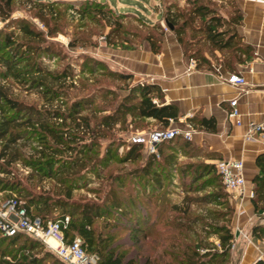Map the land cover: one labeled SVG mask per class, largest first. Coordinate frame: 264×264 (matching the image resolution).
<instances>
[{
	"label": "trees",
	"instance_id": "16d2710c",
	"mask_svg": "<svg viewBox=\"0 0 264 264\" xmlns=\"http://www.w3.org/2000/svg\"><path fill=\"white\" fill-rule=\"evenodd\" d=\"M13 1L0 0V22H6L0 29V78L29 82L30 88L39 89L45 104L52 106L59 95L55 85L68 81L73 83L75 75L68 64L50 71L42 64L40 58L43 54L60 61L66 57L62 46L49 39L64 31L67 20L51 5L41 0H30L31 8L35 10L33 18L46 29L45 32L37 30L24 20H11ZM188 5V8L182 9L175 5L167 6L163 20L166 25L171 26L177 41L184 46L185 56L196 60L197 67L210 68V62L204 56L205 51L212 55L213 50L234 53L242 52L243 48L244 54H249L251 49L241 44L236 31L241 20L238 8H234L224 17L205 0H189ZM93 6L100 18L93 20L92 17L90 20L103 28H109L104 36L107 47L129 51L147 42L152 53L159 52L160 38L163 35L160 26L154 28L159 31L158 34L147 29L145 34L130 32L123 27L126 14H117L100 2H94ZM79 14L80 19L87 20V13L80 11ZM134 17L141 27L146 25L142 17ZM187 32L189 36L186 37ZM74 36L75 38L67 43L68 49L88 45L87 35L75 32ZM130 37L140 41L133 43L129 40ZM83 58L82 71L85 70L90 77H94L98 61ZM113 78L127 85L131 75L115 72ZM126 90L127 94L118 103L113 104L107 114L97 117L95 112L82 114L84 110L91 111L93 98L97 97L95 95L87 103L79 100L72 102L65 114L56 110L41 112L10 98L6 88L0 85V191L10 195L14 193L17 199L23 201L26 212L34 217L54 220L60 215H68L70 222L65 231L66 241L69 242L74 237L80 238L86 252L98 256L97 264H227L233 240L230 227L232 210L228 196L223 185L218 186L221 180L214 165L195 158L203 154L182 136H175L160 143L157 147V157L148 154L143 166L130 172L140 184L132 197H129L127 205L121 201L114 188H110L105 194V203L90 200L68 203L72 197L71 191L68 186L62 185L85 169L87 164L90 165L94 156H100L98 140L105 139L107 131L126 117H130L131 124H141L151 119L159 126V130L167 129L169 120H177L176 107L160 102L161 92L157 86L128 85ZM111 95L113 93L108 91L100 98L102 101L108 97L112 100L115 96ZM154 99L157 101L153 102ZM60 116L63 117L61 125L52 123L60 119ZM92 120L93 125L90 124ZM188 121L196 129L215 131L212 118L193 116ZM79 132L81 136L78 135ZM85 136L89 140L87 144L81 142ZM25 140L35 142L37 147L31 150L28 159H21L19 143ZM78 142H81L79 147L76 146ZM143 148L142 143H131L123 158L115 162L134 163L141 158ZM179 156H184L189 162L178 163ZM99 159L103 168L109 165L113 159L110 146ZM21 161L25 167L31 169L30 176L28 175L25 181H29L33 175L39 183L47 179L55 180L58 182L55 185L60 188L56 194L54 195L53 191L32 194L23 189V181L15 178L11 168ZM255 163L258 173L252 179L251 204L254 214L259 215L264 213V154L259 155ZM101 172L100 168L95 170L94 176L99 179ZM176 174L181 180V200L179 204L171 203L166 206L167 203L162 201V198L170 194V180ZM211 175L215 185L207 184L206 181L201 182L199 186L184 185L187 178L195 181L203 177L209 179ZM108 177L111 178L112 175ZM112 179L119 181L120 185L123 184L117 177ZM206 188L209 189L208 193L198 195ZM191 193L197 196H192ZM10 195L9 198L12 197ZM61 197L63 200H60ZM140 203L148 209H144L145 214L138 209ZM193 204L199 206L201 211L204 209L205 213L191 215ZM207 206L212 208L205 209ZM57 208L60 209L59 213L52 217ZM165 208L167 209L164 213ZM111 210L122 211L121 215L129 225L124 227L114 221L113 224L107 225L108 231H111L109 234L97 232L94 226L96 221ZM149 215H155V218L150 219ZM207 218L212 221L209 225ZM196 224L202 228L203 225L211 228L209 233L216 236L217 246L205 243L201 236H198L194 228ZM119 231L128 234L130 244H114ZM251 236L264 239V227L254 226ZM206 245L210 248L199 252L198 248ZM43 246L40 241L22 233L9 237L0 234V264H65L52 252L45 251ZM132 252L134 254L130 257ZM138 258L143 261L139 262ZM47 259L52 262L48 263ZM253 264H264V261L256 260Z\"/></svg>",
	"mask_w": 264,
	"mask_h": 264
},
{
	"label": "rangeland",
	"instance_id": "374dc122",
	"mask_svg": "<svg viewBox=\"0 0 264 264\" xmlns=\"http://www.w3.org/2000/svg\"><path fill=\"white\" fill-rule=\"evenodd\" d=\"M188 1L189 0H41V2L51 5L56 12L64 15L67 20V24L64 25L63 32H59L56 36L49 39L62 46L66 57L60 61L43 54L40 58V61L42 62V64L47 66L50 71L63 68L66 64H68L74 72V81L73 83L68 81L62 85H59V83L55 85V89L59 90V95L57 96L56 101L53 102L52 106L45 104L43 96L38 92L39 89L35 87L30 88L31 85L29 82L13 81L12 79L2 80L0 78V85L6 88L10 98L26 106H32L35 110L41 112L44 110H56L61 114H65L67 113V110L72 102L79 100L82 101V103H87L91 98H93V95H95L97 97L93 98L94 102L91 106V111L84 110L82 114L87 115L89 113L92 114L95 112L97 117L103 116L104 114L108 113L113 104L118 103L120 99L127 94L126 86L129 85L130 87L132 85L131 81H129L126 85L114 80L113 78V75L115 72H117L118 68L116 67V65L114 66L111 61H109L110 56L106 55L109 50L119 51L120 49H113L106 46L104 36L108 32L109 28H103L94 23L93 20H97V18L100 16L98 11H94L93 9L94 2L106 4L108 8H111L117 14H126V18L123 19V27L130 32L145 34L147 29L154 34H158L159 31H156L154 28L156 26H160L163 34H165L170 31L163 20L165 8L169 5H175L179 9L188 8ZM205 1H207L208 4L212 8H214L219 15L224 17H227L234 8H238L234 0ZM31 7L32 4L30 3V0H14L12 4L13 11L10 17L11 20H24L35 29L45 32L46 29L43 27V25L37 19L33 18L35 10H33ZM80 11L88 14V17H86L87 20L80 19ZM134 15L141 16L147 24L141 27L136 22ZM92 17L94 19L90 20V18ZM5 23L0 22V29L4 27ZM75 32H78L79 35L83 34L88 36L87 46H77L73 50L66 47L68 41L75 38ZM187 36H189L188 32L186 37ZM129 40L133 43H138L140 41L137 38L132 39L131 37L129 38ZM143 44L144 42L142 43V45ZM204 49L206 50V46L204 47ZM83 57H88L98 61L99 64L96 66L97 71L94 77H90L87 71H82V64L84 61ZM91 66L92 64L89 65V68H91ZM108 91L113 93L115 97L112 98L114 99L110 100V98L108 97L107 99L102 101L100 98L101 95L105 94ZM109 101H111V103ZM88 105H90V103ZM62 119L63 117H61L60 119H56V121L52 123H54L55 125H61L60 121ZM66 123L68 124V122ZM90 124L93 125V120L90 122ZM155 130H159V126H157L155 122L143 121L141 124H131L130 117H126L121 123H118L111 130L107 131L105 139L101 138L98 140L100 143L99 154L101 156L108 148V146H110V153L113 155V159L109 162V165L106 168H103L102 163L99 159L100 156L96 155L94 156V159L90 163V165L87 164V167L85 169L81 170L77 175L71 177L68 182L63 184L62 186H68L71 191L72 197L68 203L72 201L83 202L87 200L95 201L98 203H105V194L110 190V188H114L115 192H117L118 196L121 198V201L125 205H127L129 197H132V194L137 191L140 184L138 179H135L130 175V172L134 168L143 166L145 159L148 157L147 149L143 144L144 148L141 152V158L134 163L116 162L120 158H123L125 152L128 150L129 145L132 143V136L136 134L149 133ZM78 135L81 136L80 132L78 133ZM81 142L87 144L89 143V140L85 136V139ZM81 142L76 143V146L79 147ZM35 147H37V144L33 141L29 142L25 140L24 142L19 143L18 150L20 151L21 159H28L30 157L31 150H33ZM94 162L96 163L94 164ZM183 162L189 161L184 156H182L181 159H178V163L181 164ZM11 168L12 172L15 175V178L23 181V189L31 192L32 194L52 191L53 194H56V192L60 189L55 185L58 182L52 179L45 180L48 185L47 190L49 191L42 188V182L39 183L36 176L34 175L29 181H25L26 177L31 172H29L28 174H24L22 172V170L25 168V166L23 165V161L15 163ZM99 168L102 169V172L100 178L98 179L96 178V176H94V171L98 170ZM110 174L112 175L111 178L117 177L123 184L120 185L119 181L115 179L111 180V178L108 177ZM212 177L213 176L211 175L210 177H208L209 179H207V177H203L195 181H192L191 178H187L184 185L199 186L203 181H206L207 184L215 185V180ZM170 182V194L168 195V197L162 198V201L165 200V202L167 203L166 206L171 203L179 204L181 200L182 188L180 176L176 174L170 180ZM219 185L222 187L221 183H218V186ZM208 192L209 189L206 188V190L200 191L198 195H203ZM8 195L10 194L0 191V206L9 198ZM13 195L15 196L14 193H12V195L10 196ZM191 195L197 196L193 193H191ZM60 200H63V198L61 197ZM140 205L138 206V209L142 214H145L144 209H146L147 211L148 209L142 203H140ZM191 208V210H193L191 212V215H201L205 213L204 209H202L201 211L200 207L195 204H193ZM204 208L210 209L212 208V206H207ZM166 209L167 208H165V210L163 211L164 213L166 212ZM59 210L60 209L57 208L51 216L53 217V215H57L59 213ZM121 212L122 211L111 210L108 213H104L103 216L99 220H97L94 225L96 231H101L103 234H109V232L111 231H108L109 229L107 228V225L113 224L114 221L119 222L124 227H127L129 223L125 218L122 217ZM154 218L155 215L150 217V219ZM206 222L209 225L212 221L207 218ZM194 228L196 230L194 231L198 233L199 237L201 236L202 240L205 243H211L217 246V242H215L216 236L209 233L212 231L209 226L203 225L202 228L196 224ZM117 234L118 235H116L114 244H117L119 242H123L126 245L130 244L127 233L119 231V233ZM43 247L45 251L49 252V249L45 245ZM209 248L210 246L208 245L200 246L198 250L199 252H201L204 249ZM132 254H134V252L129 254V256L132 257ZM138 261L142 262L143 259L138 258ZM47 262L51 263L52 260L47 259Z\"/></svg>",
	"mask_w": 264,
	"mask_h": 264
},
{
	"label": "crops",
	"instance_id": "0c3cea01",
	"mask_svg": "<svg viewBox=\"0 0 264 264\" xmlns=\"http://www.w3.org/2000/svg\"><path fill=\"white\" fill-rule=\"evenodd\" d=\"M234 1L241 15L236 31L241 44L251 49L248 55L244 54L243 48L242 52L234 53L213 50L212 55L205 51L210 68L197 67L196 60L185 56L184 46L170 30L161 36L160 50L156 54L144 42L135 50H109L106 56H110L109 61L116 65L117 72L131 75L132 86L155 85L161 92L160 102L176 107L178 118L169 120L167 128L192 132L189 141L203 154L195 158L212 165L220 160L242 162L245 179L242 195L235 197L224 189L232 210L233 240L227 264H253L256 260L264 261V239L251 236L254 226L264 227V213L254 214L249 196L252 179L258 173L255 161L264 154V143L257 134L252 140H246L245 133L248 123L263 122L264 0ZM190 61H194L193 67H190ZM234 72L241 74L246 81L242 91L225 80ZM234 99L239 125L228 117L229 102ZM193 116L212 118L215 131L196 129L188 121ZM146 121L154 122L151 119Z\"/></svg>",
	"mask_w": 264,
	"mask_h": 264
},
{
	"label": "built area",
	"instance_id": "2783aa9c",
	"mask_svg": "<svg viewBox=\"0 0 264 264\" xmlns=\"http://www.w3.org/2000/svg\"><path fill=\"white\" fill-rule=\"evenodd\" d=\"M193 65L194 61H190V67H193ZM225 80L241 91L246 85L244 77L236 72L229 74ZM229 106L231 110L228 113V117L235 119L236 124L239 125V114L235 108L236 99L230 101ZM191 134V131L184 132L178 128H167L145 134H136L132 136L131 141L132 143L144 144L148 154L157 156V147L163 141L175 136H182L190 140ZM256 134L264 143V113L263 122L248 123L245 139L252 140ZM213 165L220 176L223 188L235 197L242 195L245 184L242 162L239 160H220L216 161ZM22 172L28 174L30 169L25 167ZM42 188L44 190L48 189L45 181L42 183ZM252 195V192H250L249 196L252 197ZM69 222L70 218L68 215H60L54 220H43L40 217H34L26 212L23 202L14 195L0 206V234L2 236L9 237L17 233L25 234L43 243L49 251L65 264H97L98 256L94 253H87L82 246L80 238L74 237L71 241H66L65 231L68 228ZM239 233L245 237L240 230ZM48 239H52L56 243L55 246L49 244Z\"/></svg>",
	"mask_w": 264,
	"mask_h": 264
},
{
	"label": "bare ground",
	"instance_id": "6f19581e",
	"mask_svg": "<svg viewBox=\"0 0 264 264\" xmlns=\"http://www.w3.org/2000/svg\"><path fill=\"white\" fill-rule=\"evenodd\" d=\"M48 242H49V244H51L52 246H55V244H56L52 239H48Z\"/></svg>",
	"mask_w": 264,
	"mask_h": 264
},
{
	"label": "water",
	"instance_id": "95a60500",
	"mask_svg": "<svg viewBox=\"0 0 264 264\" xmlns=\"http://www.w3.org/2000/svg\"><path fill=\"white\" fill-rule=\"evenodd\" d=\"M166 26H167V28H168L169 30H171V29H172L170 25H166Z\"/></svg>",
	"mask_w": 264,
	"mask_h": 264
}]
</instances>
